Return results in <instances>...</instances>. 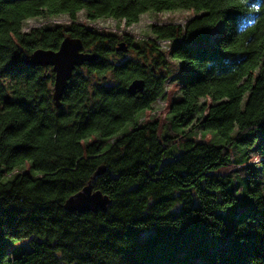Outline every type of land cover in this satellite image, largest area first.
<instances>
[{"label": "trees", "instance_id": "1", "mask_svg": "<svg viewBox=\"0 0 264 264\" xmlns=\"http://www.w3.org/2000/svg\"><path fill=\"white\" fill-rule=\"evenodd\" d=\"M180 10L191 17L150 25L146 48L123 35L135 58L119 63L109 58L120 53L116 36L76 21L83 12L130 27L145 13ZM61 15L68 27L23 30L28 19ZM66 36L98 58L75 68L56 108L52 70L23 60ZM158 41L185 75L165 118H145L169 73ZM108 74L110 86L92 82ZM136 78L144 87L132 95ZM256 131H264V0H0V264H264ZM100 165L106 171L92 179ZM88 182L108 197L106 211L65 210Z\"/></svg>", "mask_w": 264, "mask_h": 264}, {"label": "rangeland", "instance_id": "2", "mask_svg": "<svg viewBox=\"0 0 264 264\" xmlns=\"http://www.w3.org/2000/svg\"><path fill=\"white\" fill-rule=\"evenodd\" d=\"M191 15H192L191 12L183 11V10L163 12V13H157V14L145 13L139 18L138 23L130 27H124L123 24L118 26L113 20H110V19H99L96 21H88L84 18V13L79 12L77 15L76 21L77 23L84 24L87 28L93 29L98 33L114 35L119 39V41L122 39L123 35H129L133 39V45H137L139 47L142 46L143 48H146L147 40H150L152 38V36L149 34L150 25L156 24V23L164 24V23H169V22L183 24L188 18L191 17ZM70 23H71V20L67 18L66 16H62V15L58 17L49 18L46 20L39 19V18H31L25 21V23L23 24V30L29 31L35 27H45V26H49L52 28L55 26L68 27ZM217 28L219 29L220 25H218ZM213 34L214 32H212L210 35L212 38L215 37V34L214 35ZM156 43L158 44L159 49H161L160 51L163 53L169 73H168V77L164 84L165 95L163 96V98L158 99L157 100L158 102L153 104L154 110L152 112L146 113L145 118H147L146 116H148L149 114H153L157 112L161 113L163 117L165 118L166 113L168 111V102H170V100H172V98L176 97V95L178 94L179 85L185 75V70L179 68L180 67L179 63L176 60L170 58V56H168L170 46H168L167 42L158 41ZM83 50L85 52H90L87 49H83ZM109 58L115 63H119L129 58H132V59L135 58V52L132 49H128L126 51H120L119 54L111 53L109 55ZM137 59L139 60V62L141 61L140 58H137ZM149 60H151L152 62L153 60L152 56H150ZM149 63L150 62H148V64ZM83 64L77 67H80ZM50 71L51 69L49 68V66H45L44 72H50ZM93 81L94 82L103 81L105 86H110L111 82H113L109 74L107 75V80H102V79L99 80V79H96V77H94L92 82ZM206 132L207 131H204L203 133H206ZM208 132L213 133V131H208ZM260 137L264 138V131H256V138L259 139ZM207 138L210 141L214 140V137L211 134H208ZM216 139L218 140V142L220 141L217 137ZM248 151H249V157L255 161L256 160L255 159L256 158V148L252 147ZM252 165L253 167H255L256 163L254 162V164ZM260 185H261L262 190L264 191V179L260 181ZM237 211L239 212L238 209ZM1 243L9 247H19V249L23 248L24 250L30 249V246L24 240H15V239L5 238L1 240ZM173 264H181V263L176 262ZM193 264H202V260H197Z\"/></svg>", "mask_w": 264, "mask_h": 264}, {"label": "water", "instance_id": "3", "mask_svg": "<svg viewBox=\"0 0 264 264\" xmlns=\"http://www.w3.org/2000/svg\"><path fill=\"white\" fill-rule=\"evenodd\" d=\"M116 51H126L128 47L124 41H119L115 47ZM98 58V55L83 50L82 40L77 37L66 36L60 42L56 50L36 49L28 54L23 62L28 66H49L54 74L52 83V100L56 108L61 106V98L67 84L72 76L75 67L91 62ZM144 87L142 79H133L126 90L129 94L141 92ZM106 171L104 165L97 167L92 179L102 175ZM109 199L100 190L93 189L91 182H88L78 192L70 195L64 202L65 210L78 213L88 211H106Z\"/></svg>", "mask_w": 264, "mask_h": 264}, {"label": "bare ground", "instance_id": "4", "mask_svg": "<svg viewBox=\"0 0 264 264\" xmlns=\"http://www.w3.org/2000/svg\"><path fill=\"white\" fill-rule=\"evenodd\" d=\"M167 97V96H166ZM168 107H169V102H168Z\"/></svg>", "mask_w": 264, "mask_h": 264}]
</instances>
